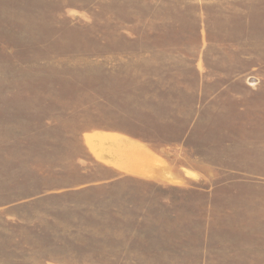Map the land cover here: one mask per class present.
<instances>
[{
  "label": "rangeland",
  "instance_id": "obj_1",
  "mask_svg": "<svg viewBox=\"0 0 264 264\" xmlns=\"http://www.w3.org/2000/svg\"><path fill=\"white\" fill-rule=\"evenodd\" d=\"M0 264H264V0H0Z\"/></svg>",
  "mask_w": 264,
  "mask_h": 264
}]
</instances>
